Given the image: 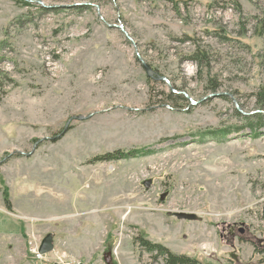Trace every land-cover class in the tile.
I'll return each mask as SVG.
<instances>
[{
    "label": "rangeland",
    "instance_id": "374dc122",
    "mask_svg": "<svg viewBox=\"0 0 264 264\" xmlns=\"http://www.w3.org/2000/svg\"><path fill=\"white\" fill-rule=\"evenodd\" d=\"M24 1L0 0V224L27 264H165L143 240L264 264V0Z\"/></svg>",
    "mask_w": 264,
    "mask_h": 264
},
{
    "label": "crops",
    "instance_id": "0c3cea01",
    "mask_svg": "<svg viewBox=\"0 0 264 264\" xmlns=\"http://www.w3.org/2000/svg\"><path fill=\"white\" fill-rule=\"evenodd\" d=\"M23 230V224H0V264H27Z\"/></svg>",
    "mask_w": 264,
    "mask_h": 264
},
{
    "label": "trees",
    "instance_id": "16d2710c",
    "mask_svg": "<svg viewBox=\"0 0 264 264\" xmlns=\"http://www.w3.org/2000/svg\"><path fill=\"white\" fill-rule=\"evenodd\" d=\"M22 2V0H19ZM23 2L25 4H29L27 1ZM262 121L263 118L262 116H260V120H258L257 123H259L258 125L261 126L262 125ZM256 132V131H253ZM256 136L258 135L257 132L255 134ZM139 153H141V150H132V151H128V152H123V151H117L115 153H109L107 154V156H102V157H98L95 160L97 161H104V160H117V159H121V158H129V157H136L137 155H139ZM8 199V198H7ZM7 205L8 207H10L9 209H11V204L10 201L7 200ZM142 244L147 248L148 251L151 252H156L157 255H160L163 257V259L165 260V264H201V262L189 255L186 254H176L173 253L169 248L161 245V244H156V243H152L146 240L142 241Z\"/></svg>",
    "mask_w": 264,
    "mask_h": 264
},
{
    "label": "flooded vegetation",
    "instance_id": "af4514ba",
    "mask_svg": "<svg viewBox=\"0 0 264 264\" xmlns=\"http://www.w3.org/2000/svg\"><path fill=\"white\" fill-rule=\"evenodd\" d=\"M224 224H226L224 226V231L226 230V227H227V231H225V232H222L221 231L220 234H221V236H223V238H227L228 242L231 244V246L233 248L237 245L236 244V241L237 240L238 241L240 240L241 242H243V240H245V237H244L245 230H244V227L243 226L239 227L236 230L235 227L237 225V222L224 223ZM242 224H245V223L243 222ZM257 250L259 252L260 251H263L264 250V247H261V245L258 246V247H255V251L256 252H257ZM231 256H232L233 260H237V258H238V255L236 253H232Z\"/></svg>",
    "mask_w": 264,
    "mask_h": 264
},
{
    "label": "water",
    "instance_id": "95a60500",
    "mask_svg": "<svg viewBox=\"0 0 264 264\" xmlns=\"http://www.w3.org/2000/svg\"><path fill=\"white\" fill-rule=\"evenodd\" d=\"M146 66V65H145ZM146 68L149 70V66H146ZM176 216L180 219H189V220H195L197 216L193 213L188 212H179L176 213ZM55 250V238L53 233H48L41 241L39 246V252L40 254H48ZM60 264V263H55Z\"/></svg>",
    "mask_w": 264,
    "mask_h": 264
},
{
    "label": "built area",
    "instance_id": "2783aa9c",
    "mask_svg": "<svg viewBox=\"0 0 264 264\" xmlns=\"http://www.w3.org/2000/svg\"><path fill=\"white\" fill-rule=\"evenodd\" d=\"M42 255H43V254H40V252H39V248H38V256L41 257ZM60 264H61V263H60Z\"/></svg>",
    "mask_w": 264,
    "mask_h": 264
}]
</instances>
